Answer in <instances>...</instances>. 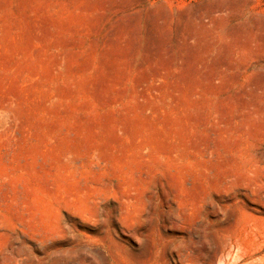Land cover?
Instances as JSON below:
<instances>
[{"label":"rangeland","instance_id":"rangeland-1","mask_svg":"<svg viewBox=\"0 0 264 264\" xmlns=\"http://www.w3.org/2000/svg\"><path fill=\"white\" fill-rule=\"evenodd\" d=\"M0 264H264V0H0Z\"/></svg>","mask_w":264,"mask_h":264}]
</instances>
